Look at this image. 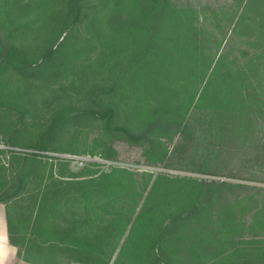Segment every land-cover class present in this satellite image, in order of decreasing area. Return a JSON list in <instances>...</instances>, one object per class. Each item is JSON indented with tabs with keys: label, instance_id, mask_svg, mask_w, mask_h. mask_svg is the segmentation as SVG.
Wrapping results in <instances>:
<instances>
[{
	"label": "trees",
	"instance_id": "1",
	"mask_svg": "<svg viewBox=\"0 0 264 264\" xmlns=\"http://www.w3.org/2000/svg\"><path fill=\"white\" fill-rule=\"evenodd\" d=\"M80 61L88 62L74 73L95 82L73 117L98 120L104 133L166 154L161 133L171 127L183 135L193 121L201 124L189 113L203 107L217 159L226 152L220 144L247 139L264 110V0H0V109L29 100L41 81ZM62 127L49 123L37 136L50 139ZM12 157L20 165L11 182H0V202L12 243L9 209L30 202L27 216L17 217L31 225L29 238L18 244L35 264H201L219 233L234 238L228 218L220 232L212 225L225 181L163 173L150 181V173L120 166L55 175L50 166L44 187L25 191L46 165L35 153ZM37 250L46 263L31 257ZM226 264H264V239H242Z\"/></svg>",
	"mask_w": 264,
	"mask_h": 264
},
{
	"label": "rangeland",
	"instance_id": "2",
	"mask_svg": "<svg viewBox=\"0 0 264 264\" xmlns=\"http://www.w3.org/2000/svg\"><path fill=\"white\" fill-rule=\"evenodd\" d=\"M80 33L85 35V28ZM85 62L88 61L78 62L76 68L70 69L63 76L41 81L38 90L31 93L29 100L20 98L0 109V165H3L0 167V182L12 181L14 171L20 165V161L12 156L23 152L39 154L43 167L46 165L45 173L40 172L36 181L26 184L25 191L43 188L49 177L50 166L55 175H78L85 167L95 168L100 172L109 170L111 166H120L132 172L150 173V181L159 173L206 181L221 180L230 184L216 189L214 202L217 201V206H221L222 211L219 218H214L212 225L220 232L221 218H228V224L235 227L234 238L227 235L223 237V232L219 233L222 240H215L203 256L201 264H216V260L221 259L222 255L224 258L221 260L226 264V254L237 249L242 244V239H264V110L256 116L247 139L242 142L237 139L225 140L220 144L226 152L221 153L217 159L215 153H210L214 152L210 148H216L212 144L213 138H210L215 128L211 129L207 125L210 123V112L203 107L200 110L193 108L194 105L189 114L196 119L201 116L204 121L201 124L193 121V128L188 127L183 135L181 132L171 133V127L164 130L161 140L162 150L166 154L150 152L149 144L130 143L120 136L104 133L102 122L85 116L73 117L70 113L74 105L86 101L84 93L89 84L95 82V76L87 80L86 76L74 73ZM81 87L84 89H80ZM200 93L199 90L194 103L198 101ZM61 106L65 108L62 120L59 118L62 114ZM52 122L62 123L61 131L50 139L39 140L38 133ZM159 135L155 133L153 136ZM41 144H45L46 151L40 150ZM88 161H95L96 165L90 166ZM29 204L27 200L23 202L22 208L9 209L17 237L21 241L28 240L31 225L17 217L27 216ZM218 212L217 209V214ZM39 237L40 240L45 238L41 235ZM231 242L234 245L230 246ZM37 251L31 257H37L42 263H46L45 251Z\"/></svg>",
	"mask_w": 264,
	"mask_h": 264
},
{
	"label": "crops",
	"instance_id": "3",
	"mask_svg": "<svg viewBox=\"0 0 264 264\" xmlns=\"http://www.w3.org/2000/svg\"><path fill=\"white\" fill-rule=\"evenodd\" d=\"M15 243L10 241V233L8 230V218L6 206L0 202V264H35L27 261L20 254V238L17 233L13 234Z\"/></svg>",
	"mask_w": 264,
	"mask_h": 264
}]
</instances>
